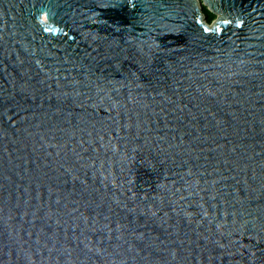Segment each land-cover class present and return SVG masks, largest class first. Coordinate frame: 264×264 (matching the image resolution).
I'll list each match as a JSON object with an SVG mask.
<instances>
[{
  "label": "water",
  "instance_id": "obj_1",
  "mask_svg": "<svg viewBox=\"0 0 264 264\" xmlns=\"http://www.w3.org/2000/svg\"><path fill=\"white\" fill-rule=\"evenodd\" d=\"M201 1L0 0V264H264V0Z\"/></svg>",
  "mask_w": 264,
  "mask_h": 264
},
{
  "label": "rangeland",
  "instance_id": "obj_2",
  "mask_svg": "<svg viewBox=\"0 0 264 264\" xmlns=\"http://www.w3.org/2000/svg\"><path fill=\"white\" fill-rule=\"evenodd\" d=\"M197 3L200 5V8H201V14L203 17H205V24L207 25H211L213 21H215L216 19V15L215 14H212L210 13L206 7L202 4V1L201 0H196ZM210 14V15H209ZM209 16V17H208Z\"/></svg>",
  "mask_w": 264,
  "mask_h": 264
},
{
  "label": "bare ground",
  "instance_id": "obj_3",
  "mask_svg": "<svg viewBox=\"0 0 264 264\" xmlns=\"http://www.w3.org/2000/svg\"><path fill=\"white\" fill-rule=\"evenodd\" d=\"M42 20H43L45 23H47V21H46V19H45L44 17H42Z\"/></svg>",
  "mask_w": 264,
  "mask_h": 264
},
{
  "label": "trees",
  "instance_id": "obj_4",
  "mask_svg": "<svg viewBox=\"0 0 264 264\" xmlns=\"http://www.w3.org/2000/svg\"><path fill=\"white\" fill-rule=\"evenodd\" d=\"M210 15V14H209ZM209 17V16H208Z\"/></svg>",
  "mask_w": 264,
  "mask_h": 264
}]
</instances>
